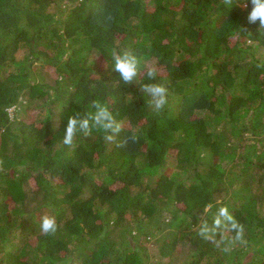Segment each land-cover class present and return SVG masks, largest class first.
Wrapping results in <instances>:
<instances>
[{
    "label": "trees",
    "instance_id": "1",
    "mask_svg": "<svg viewBox=\"0 0 264 264\" xmlns=\"http://www.w3.org/2000/svg\"><path fill=\"white\" fill-rule=\"evenodd\" d=\"M250 10L0 0V264H264V29ZM114 49L137 56L132 84ZM146 83L167 88L159 114ZM96 103L121 123L115 140L93 128L64 145L68 118ZM222 207L242 239L200 235Z\"/></svg>",
    "mask_w": 264,
    "mask_h": 264
},
{
    "label": "clouds",
    "instance_id": "2",
    "mask_svg": "<svg viewBox=\"0 0 264 264\" xmlns=\"http://www.w3.org/2000/svg\"><path fill=\"white\" fill-rule=\"evenodd\" d=\"M226 5L232 6L233 0H224ZM251 10L247 15L249 24H258V30L264 29V0H249ZM111 58L113 62V70L119 74L120 79L125 84H132L139 73V60L131 51L112 50ZM147 76L150 80H154L156 69L154 67L147 70ZM141 91L147 96L148 103L152 110L159 114L167 104V88L159 83H146L141 86ZM95 112L85 113L83 115L77 113L68 118L63 143L66 146L74 147V141L77 135L87 136L93 128L103 133L106 142H112L121 132L122 125L117 121L113 113L105 106L96 103L94 105ZM134 138V137H133ZM227 227L230 231L236 232L235 239L240 240L243 237V226L240 225L233 216L228 212L226 207L219 209L217 218L214 220L210 228L207 222H203L200 228V235L205 239H211L216 229ZM40 231L45 234H54L58 229V224L54 216H43L39 225ZM225 251H228L225 248Z\"/></svg>",
    "mask_w": 264,
    "mask_h": 264
},
{
    "label": "rangeland",
    "instance_id": "3",
    "mask_svg": "<svg viewBox=\"0 0 264 264\" xmlns=\"http://www.w3.org/2000/svg\"><path fill=\"white\" fill-rule=\"evenodd\" d=\"M11 112H12V110H11Z\"/></svg>",
    "mask_w": 264,
    "mask_h": 264
}]
</instances>
